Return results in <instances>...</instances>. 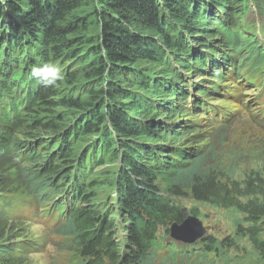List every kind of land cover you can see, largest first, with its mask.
<instances>
[{"label":"trees","instance_id":"obj_1","mask_svg":"<svg viewBox=\"0 0 264 264\" xmlns=\"http://www.w3.org/2000/svg\"><path fill=\"white\" fill-rule=\"evenodd\" d=\"M250 7V0H0V264L20 262L10 259L9 242L22 224L8 209L31 207L30 197L12 194L10 167L21 169L39 206L64 218L58 231L78 243L84 264H264V147L245 160L257 162L252 175L237 179L185 145L190 119L170 120L199 110L227 129L253 86L246 106L262 113L264 26L244 29ZM220 59L226 67H215ZM49 60L66 72L55 88L30 78L33 65ZM182 187L243 218L222 237L175 241L169 227L186 216L170 195Z\"/></svg>","mask_w":264,"mask_h":264},{"label":"rangeland","instance_id":"obj_2","mask_svg":"<svg viewBox=\"0 0 264 264\" xmlns=\"http://www.w3.org/2000/svg\"><path fill=\"white\" fill-rule=\"evenodd\" d=\"M250 3L251 11L249 10L248 17L243 19L244 29L248 32H254L257 28L264 26V12L261 11L263 4L258 7L253 0H250ZM141 35L153 39H157L158 36L149 30H143ZM242 53L244 54L245 50ZM263 71L264 63L259 66L258 75L262 74ZM15 74L20 75L21 73L17 71ZM245 93L247 94H245L244 99L239 101V104L234 108L236 114L227 129H221L222 124L213 122L210 116L206 113H199V110H189L191 114L190 112L188 114L179 112L170 119L171 122L178 124L185 121L186 118L190 119L185 145L193 146L196 151L204 155L209 165L216 167L220 164L224 173L229 175L235 173L237 179H244L248 175H252L251 171L257 169V162L251 159L245 160L264 147V119L261 118L257 105L246 106L247 100L254 99L257 89L253 86ZM7 171L17 185L12 194L20 198L30 197L31 201V207L25 206L16 215L32 218L31 221H26V219L21 221V216H18L12 221L20 222L22 230L19 233L20 237L9 242V244L16 246L11 257L20 259L19 264H84L86 260L78 243L73 237L58 231L64 224V218H58L56 214L50 216L48 212L50 206L42 207L39 206L38 202H35L31 194L34 192L33 188L26 177L21 174L20 168L10 167ZM159 184L163 187L165 194H168L165 190V183L161 179ZM50 195L54 196L53 193ZM7 197L12 199L8 195ZM170 197L182 207H187L189 211L191 208H195L196 215L208 228V232L218 237L232 232L237 220L243 218V214L235 208L219 207L194 199L188 188L182 187L180 193L171 194ZM32 208L38 209L40 216L39 214L35 215ZM120 219L121 217H119ZM121 234L122 228L120 226L118 235ZM244 244L250 247L247 241H244ZM23 249H25L24 252H22ZM21 253L25 256L23 257ZM181 264L187 263L182 262Z\"/></svg>","mask_w":264,"mask_h":264},{"label":"water","instance_id":"obj_3","mask_svg":"<svg viewBox=\"0 0 264 264\" xmlns=\"http://www.w3.org/2000/svg\"><path fill=\"white\" fill-rule=\"evenodd\" d=\"M182 211L186 217L182 223L174 222L169 227L170 236L177 241L193 244L207 234V227L187 207H183Z\"/></svg>","mask_w":264,"mask_h":264},{"label":"clouds","instance_id":"obj_4","mask_svg":"<svg viewBox=\"0 0 264 264\" xmlns=\"http://www.w3.org/2000/svg\"><path fill=\"white\" fill-rule=\"evenodd\" d=\"M30 78L35 79L44 88H55L66 79V72L61 63L49 60L33 65Z\"/></svg>","mask_w":264,"mask_h":264},{"label":"bare ground","instance_id":"obj_5","mask_svg":"<svg viewBox=\"0 0 264 264\" xmlns=\"http://www.w3.org/2000/svg\"><path fill=\"white\" fill-rule=\"evenodd\" d=\"M259 1V0H258ZM242 2V1H241ZM261 2V1H260ZM247 5H248V3H246ZM264 6V5H263ZM248 9H250V8H248ZM250 11H251V9H250ZM246 20V19H245ZM243 23V22H242ZM250 23V22H249ZM264 23V22H263ZM238 24V23H237ZM244 24V23H243ZM237 28V27H236ZM239 28V27H238ZM242 29V28H241ZM240 30V29H239ZM238 31V30H237ZM235 33V32H234ZM240 33V32H239ZM244 35V34H243ZM238 38V37H237ZM241 39V38H240ZM238 43V42H237ZM242 44V43H241ZM239 46V44L237 45V47ZM236 48V47H235ZM243 48V47H242ZM239 56H240V54H239ZM233 62V61H232ZM226 64L225 63H223L222 62V59H220V60H218L217 61V63L215 64V67H218V68H224V67H226L225 66ZM222 70V69H221ZM192 81V80H191ZM184 83H186V82H184ZM179 86V85H178ZM189 91V90H188ZM210 92V91H209ZM202 93V92H201ZM210 94V93H209ZM186 95V94H185ZM189 95H191V94H189ZM208 96V95H207ZM212 96V95H211ZM176 97V96H175ZM195 98V97H194ZM221 98V97H220ZM176 99V98H175ZM219 99V98H218ZM182 100V99H181ZM185 101V100H184ZM206 103V102H205ZM214 104V103H213ZM180 105H182V104H180ZM184 105V104H183ZM188 105H190V104H188ZM187 105V106H188ZM185 106V105H184ZM197 106V105H196ZM178 107V106H177ZM181 107V106H180ZM183 107V106H182ZM181 107V108H182ZM190 107V106H189ZM187 109V108H186ZM183 110V109H182ZM175 111V110H174ZM183 111H186V110H183ZM177 112V111H176ZM175 112V113H176ZM190 112V111H189ZM170 113H172V112H170ZM190 114H191V112H190ZM172 116V115H171ZM176 116V115H175ZM222 116V115H221ZM174 117V116H173ZM172 118V117H171ZM174 120V119H173ZM182 120V119H181ZM187 123H189V122H187ZM225 125V124H224ZM264 126V125H263ZM176 127V126H175ZM179 128V127H178ZM188 128V127H187ZM172 130V129H171ZM177 133V132H176ZM180 135H181V133H180ZM252 137V136H251ZM178 138H180V136L178 137ZM191 138V137H190ZM181 139V138H180ZM213 148V147H212ZM77 177V176H76ZM78 183V182H77ZM60 192V191H59ZM67 195V194H66ZM40 197V196H39ZM67 198V197H66ZM39 199V198H38ZM44 200H46L45 198H43ZM65 199V198H64ZM41 200H42V198H41ZM50 200V199H49ZM56 200V199H55ZM61 201V200H60ZM54 202V201H53ZM56 203V202H55ZM74 203V202H73ZM50 204V203H49ZM57 204V203H56ZM59 204V203H58ZM47 205V204H46ZM54 206V205H53ZM59 206V205H58ZM62 206V205H61ZM60 207V206H59ZM51 209V208H50ZM49 210V209H48ZM69 210V209H68ZM51 211V210H50ZM48 213V212H47ZM52 213V212H51ZM59 214H60V210H59ZM1 215H3V214H1ZM52 215V214H51ZM4 216H5V214H4ZM11 227V226H10ZM13 228V227H12ZM11 229V228H10ZM13 249V248H12ZM7 250H8V248H7ZM11 250V249H10ZM9 250V251H10ZM8 254V253H7ZM12 254V253H11ZM3 255V254H2ZM1 255V256H2ZM12 257L10 256V259H11ZM2 260H4V259H2ZM8 260V259H7Z\"/></svg>","mask_w":264,"mask_h":264}]
</instances>
